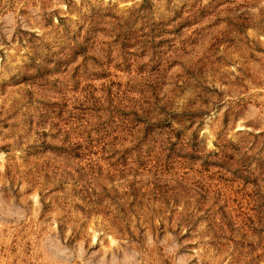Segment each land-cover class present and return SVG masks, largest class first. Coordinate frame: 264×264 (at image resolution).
<instances>
[{"label": "rangeland", "instance_id": "rangeland-1", "mask_svg": "<svg viewBox=\"0 0 264 264\" xmlns=\"http://www.w3.org/2000/svg\"><path fill=\"white\" fill-rule=\"evenodd\" d=\"M0 264H264V0H0Z\"/></svg>", "mask_w": 264, "mask_h": 264}]
</instances>
